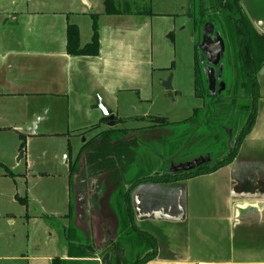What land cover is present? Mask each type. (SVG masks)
<instances>
[{"label":"rangeland","instance_id":"rangeland-1","mask_svg":"<svg viewBox=\"0 0 264 264\" xmlns=\"http://www.w3.org/2000/svg\"><path fill=\"white\" fill-rule=\"evenodd\" d=\"M125 1L115 0V5L127 8ZM129 1L128 8L149 11L155 16L149 25L152 49L145 53V60L150 61L146 68H150L151 77L149 86L142 92L144 99L139 97L138 90L118 91L103 97L101 93H93L91 87H77L76 92L66 89L65 93L56 95L30 96L20 100L25 111L19 110V119L8 121L19 126L16 130L27 134L25 145L20 148L22 141L15 130H0V264H51L54 257L65 259L64 264H100L85 260L87 258L67 257L69 236L86 242L94 235L89 224L85 223V213L81 217L75 212L68 216L70 201L75 205L74 195L89 188L87 178L77 174L70 177L69 166L74 163L83 138L88 140L106 128L135 132L138 135L136 155L125 175L127 182L131 183L133 179L162 175L172 165L202 157L215 161L220 148L233 142L239 134L244 120L240 115L232 118L229 102L224 107L213 106L208 114L205 99L195 94L194 56L198 35L192 18L186 14L188 0ZM94 4L93 11L100 10L101 1L96 0ZM73 8L80 11L83 8L81 1L74 0ZM138 29L135 28L131 37L136 46L143 44L138 39ZM134 58L138 68L141 58L138 48ZM226 71L233 73L231 67H226ZM140 75L137 70L136 80L143 84ZM230 78H227L228 82ZM167 80H170L171 89L162 83ZM84 92L86 94L81 95ZM99 101L119 117L115 126L108 127V120H99L104 116L97 106ZM196 108L203 111L200 119L194 122ZM158 117L164 118L165 122L154 125L153 120ZM234 122H237L235 131L231 128L226 131L227 127L235 125ZM30 123L35 131L27 127ZM97 123L100 128L79 135L80 131ZM216 134L223 139L214 141ZM116 135L123 134L118 131ZM258 140L261 141L252 135L244 142L238 163H252L264 158V153L258 151L261 146ZM62 149L67 153L63 159L60 158ZM222 175L213 177L222 179ZM92 178L89 181L90 198L97 215V239L107 234L102 230L103 224L111 226L116 219L122 221L121 228L115 230L120 236V248L109 247L105 254L100 253L96 258L102 260L103 255L111 253L108 255H111L112 264L118 260L120 264H133L152 250L148 233L144 235L138 229L135 231L134 220L127 215L128 204L134 206L136 214L144 215L141 207L137 208L140 199L137 201V195L128 197L125 185L121 190H111L106 174ZM202 179L205 178L155 190L151 203L157 208L156 205L167 204L165 201L169 198L174 199L181 192L187 194L191 189L205 195L223 194L224 187L211 190L208 182ZM139 183L142 184L139 190L144 195L149 183L153 187L155 182L140 180ZM145 226L140 224L141 228ZM153 227L158 232L176 230L172 224H153Z\"/></svg>","mask_w":264,"mask_h":264},{"label":"crops","instance_id":"crops-1","mask_svg":"<svg viewBox=\"0 0 264 264\" xmlns=\"http://www.w3.org/2000/svg\"><path fill=\"white\" fill-rule=\"evenodd\" d=\"M73 1L0 0V130L19 128L11 123L25 111L21 98L30 96L56 95L65 93L66 89L74 92L77 87H91L93 93H101L103 97L118 91L138 90L139 97L144 99L142 92L149 86L151 77L150 68H146L150 61L145 60V53L152 49L149 25L155 17L153 13L128 8L129 0L124 2L127 6L124 9L112 0L119 13L106 12V0H100L98 11H93L96 0H80L83 6L80 11L74 10ZM250 1L241 0L249 24L264 32V0ZM93 15L99 33L98 55L69 54L67 26L78 27L79 41L84 46L92 39ZM135 26L139 28L138 39L143 42L138 46L131 39ZM137 48L141 57L138 68L134 58ZM137 70L143 84L136 80ZM257 79L256 120L233 161L209 174L174 182H155L153 187L149 183L144 195L139 190L141 183L133 185L130 195L138 196L144 215L138 217L131 204L132 224L135 231L153 235L157 241L156 256L144 264H264V158L252 163H238L237 159L244 142L252 135L261 139L258 151L264 153V63ZM115 116L117 120L116 113ZM104 119L105 116L99 117L100 121ZM11 120L14 122H8ZM27 127L35 131L31 123ZM64 153L67 157L65 150ZM219 174H223L222 179L213 177ZM199 178H205L202 180L208 182L211 190L224 187L223 194L205 195L191 189L187 194L181 192L176 198H169L165 201L167 204L156 205L157 208L152 205L154 192ZM76 209L79 214L78 207ZM162 209L165 212L157 216L149 215ZM141 223L146 226L141 228ZM162 223L172 224L176 230L158 232L153 227ZM119 229L117 219L111 226H102L104 234L107 232L110 238L118 235ZM97 235L96 228V243L99 242ZM108 241L106 238L102 250L109 249ZM96 259L103 264L100 258ZM85 260L92 261L91 258Z\"/></svg>","mask_w":264,"mask_h":264},{"label":"trees","instance_id":"trees-1","mask_svg":"<svg viewBox=\"0 0 264 264\" xmlns=\"http://www.w3.org/2000/svg\"><path fill=\"white\" fill-rule=\"evenodd\" d=\"M106 12L119 13L120 11L113 7L112 0H106ZM139 12L151 14L149 11ZM186 14L192 18L195 32L198 35L195 42L194 56V88L196 96L205 99L206 113L208 114L212 112L213 106L224 107L229 102V113L233 116L232 118L236 119L235 115H240L244 122L239 128L240 131L235 140L220 148L219 157L215 161H206L187 173L174 176L168 174L153 175L146 178L153 182H173L209 174L222 168L225 164L234 160L243 139L250 132L256 120L257 100L259 98L257 73L264 63V32L257 31L250 26L241 0H188ZM92 17V39L84 46L79 41L78 27L74 24L67 26L66 47L69 54L98 55L99 33L96 16L93 15ZM207 24H212L216 31L222 35L227 49V56L224 57L223 65L225 68L231 67L233 69L232 74L228 73L226 69L223 70L222 77L225 88L219 93L217 91L214 93L210 92L207 78L203 74L199 59V42L201 35L205 34L204 27ZM228 77H231L229 82L227 80ZM202 111L201 108L195 109L194 122L200 119ZM107 119L105 117L104 120ZM115 121L117 122L118 120L115 119ZM153 121L154 125H160V123L165 122V119L158 117ZM234 123L233 127H227L225 130L228 131L231 128L235 131L237 122ZM98 128H100V124H94L80 131L79 135L95 131ZM15 131L19 134V138L22 141L20 147L22 148L25 145L26 136L21 131ZM118 131L122 132L123 135L117 136L116 133ZM227 135L229 134L227 133ZM219 138L220 140L223 139L219 134H216L213 140L217 141ZM137 145L138 135L135 132L127 129L118 130L116 128L100 130L80 147L75 163H70V177L78 173L80 165L84 177L86 175L106 174L110 181L109 183L112 182L114 187H119L122 179L125 177V173L131 166V162L136 154ZM72 212L73 206L70 202L68 216ZM128 212L131 216L133 215L134 211L131 206H129ZM147 236L151 241L152 250L133 264H144L156 256L157 241L153 235L148 234ZM68 240L69 259L91 258L94 256L96 244L92 236L86 242H82L79 239H71L70 236ZM64 260L61 257H54L51 260V264H64Z\"/></svg>","mask_w":264,"mask_h":264},{"label":"flooded vegetation","instance_id":"flooded-vegetation-1","mask_svg":"<svg viewBox=\"0 0 264 264\" xmlns=\"http://www.w3.org/2000/svg\"><path fill=\"white\" fill-rule=\"evenodd\" d=\"M242 7H243V5H242ZM213 29L214 30H213L212 33H206V34H202L201 35V40L199 42V48H200L199 59H200V64H201V68H202L203 74L207 78L208 87L210 86V83H214V85H215V88H213V89H210V87H209L210 92L214 93V92L217 91L219 93V92L222 91V90H220V88H221V85H222V83L224 81L223 77H222V74H223V70L226 69V68L223 65V60H224V57L227 56V49H226V45L224 43V50H222L221 41H219L218 39L221 37L223 42H224V39H223L222 35L218 31H216L214 26H213ZM204 30H205V27H204ZM205 32L206 31H204V33ZM216 37H218V39H216ZM86 141H87V139L85 138V141L83 142V144ZM133 160H134V158H133ZM74 163H75V161H74ZM77 163H79V162H77ZM132 164H133V161L131 162V165ZM172 167H175V166L172 165ZM172 167H171V169H172ZM130 168H131V166L129 167V169ZM171 169L167 170L164 174H168V175L174 176V175H178V174H182V173H187V172L191 171L194 168L187 169V170H180V171L179 170L172 171ZM128 170H127V172H128ZM126 173H125V175H126ZM77 175L78 176L79 175L83 176L82 175V167L80 165H79V171H78ZM155 175H157V174H155ZM93 176H96V175H93ZM93 176L92 175L91 176H87L86 175L85 177L83 176L84 178H87L88 183H89L88 184L89 188L86 191L83 190L80 194L77 193L76 195H74V198L76 196V198H75L76 199V201H75L76 203H75V205H72V206H73V212H75V214H77V209L76 208L78 207V211H79L78 215L80 217H81L82 214L85 213V223L89 224V226H90V228H91V230H92V232L94 234V235H92V237H93L94 242H95V230L97 228V226L95 224L96 223V218L95 217H97V215L94 212L95 205L92 203L93 201L90 198L91 183L89 182L90 178L93 180V178H92ZM148 177H150V176H148ZM125 178L126 177H124L122 179V182H121L119 187H114L113 183L111 182L110 183L111 190H113V189H114V191L115 190H121L122 189L121 187H123V185H125L126 186L125 187L126 188L125 193H126L127 196H130L128 194L131 193V189H132L133 185L139 184L140 180L141 181H148V182L150 181V180L146 179L147 177H144L143 179H140V180H134L133 179L131 181V183H129V182H127V180ZM77 189H78V187H77ZM129 206H131V204H128L127 207L129 208ZM128 208H127V215L132 220L134 213L131 216L129 214V212H128ZM118 222H119V226L121 228L122 221L118 220ZM134 228H135V226H134ZM122 231H125V230L122 229ZM106 236H107V234H105V237L103 236L104 238H102L100 240L98 239L99 240L98 243L95 242V244H96L95 253H94V256L91 257V259L93 261L97 260L96 256H98L100 253H104L105 252L104 250H102V244L106 240V238H107ZM113 236L114 237H111V238L108 237L107 238L109 240L107 244L110 247L120 248L119 247V241H120L119 238H120V236L116 235V234H114ZM108 254H111V253H108ZM108 254L103 255V258L101 260L103 262V264H112L111 255H108ZM118 262H119V260L117 261L116 264H120V262L119 263Z\"/></svg>","mask_w":264,"mask_h":264},{"label":"water","instance_id":"water-1","mask_svg":"<svg viewBox=\"0 0 264 264\" xmlns=\"http://www.w3.org/2000/svg\"><path fill=\"white\" fill-rule=\"evenodd\" d=\"M213 30L214 29H213V25L212 24H207L205 26V31H206L205 34L206 33H212ZM218 40L221 41V46H222L221 48H222V50H224V42H223L222 38L220 37ZM162 83L167 89H171L170 80L162 81ZM209 87H210V89L215 88L214 83H210ZM224 88H225V83L223 82L222 85H221L220 90H223ZM97 106L102 110L103 115L108 118V121H107L108 127L115 126V124H116V121H115L116 116L113 113V111L110 110V109H107L100 101L98 102ZM83 141H85V138H83ZM63 157H65V153H64V150L62 149L60 158L63 159ZM206 161H209V159H205V158L202 157L200 159L194 160L193 162H187V163L180 164L178 166L172 167L171 170L172 171H175V170H179L180 171V170H187V169L195 168V167L201 165L202 163H205ZM137 201H138V198H137ZM139 207H140V205L137 204V208H139ZM163 212H165V209H162L159 212L153 211V212L149 213V215L150 216H157L158 214H161ZM139 214L140 213L137 214L138 217L141 216Z\"/></svg>","mask_w":264,"mask_h":264}]
</instances>
